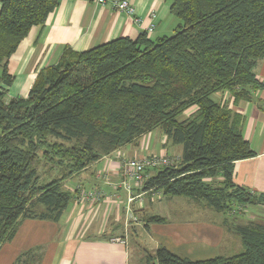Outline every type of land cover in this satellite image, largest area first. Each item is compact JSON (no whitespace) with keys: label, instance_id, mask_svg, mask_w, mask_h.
Wrapping results in <instances>:
<instances>
[{"label":"trees","instance_id":"obj_1","mask_svg":"<svg viewBox=\"0 0 264 264\" xmlns=\"http://www.w3.org/2000/svg\"><path fill=\"white\" fill-rule=\"evenodd\" d=\"M171 1L181 19L172 35L144 32L82 51L67 46L57 64L40 69L27 96L7 99L0 90V248L23 219L59 221L74 198L66 180L157 127L182 145L181 161L154 169L146 190L226 213L264 206V192L234 181V163L257 155L243 134L244 116L227 97L215 98L228 92L237 104L264 89L255 72L264 57V0ZM60 2L0 0L1 82L12 85L10 57ZM144 220L166 221L157 214ZM230 229L241 237L238 253L194 260L160 245L146 264H264V225ZM42 258L32 248L12 264Z\"/></svg>","mask_w":264,"mask_h":264},{"label":"crops","instance_id":"obj_2","mask_svg":"<svg viewBox=\"0 0 264 264\" xmlns=\"http://www.w3.org/2000/svg\"><path fill=\"white\" fill-rule=\"evenodd\" d=\"M129 1L134 13L93 0H61L45 25L32 27L12 54L8 69L14 81L10 86L0 81V90L7 89V99L27 96L40 69L57 64L67 46L82 51L122 36L137 38L147 32L156 39L175 32L168 28L169 20L177 18L171 11V0ZM0 69L2 71L1 65ZM255 72L257 74V68ZM261 73L257 76L264 80V67ZM215 96L217 100L227 97L230 107L243 114V134L257 152L255 157L234 163V181L253 193L264 192V89L256 90L252 100H241L237 104L228 92H218ZM161 153L179 156L180 162L182 145L173 144L157 127L72 176L69 187L100 189L104 196L97 201L80 200L77 192L57 222L23 219L13 240L1 246L0 264H12L20 252L32 248L43 252L41 264H131V247L134 246L139 264H146L147 254L154 253L160 245L194 260L218 256L216 253L224 244L240 247L241 237L230 229V224H249L254 221L249 219H254L251 215L256 211L250 212V218L246 219L233 216L235 211L215 210L204 200L176 197L177 202L184 200L194 206L168 210L169 218L167 213L155 212L153 208L155 200L162 202L167 195L160 190L142 188L140 192L146 191L143 202L140 205L139 201H134L132 205L133 209L134 206L140 208L139 213L134 209L138 220H130L127 192L120 185L122 176L118 163L124 156ZM253 205L257 211L264 208L261 204ZM155 214L166 221L146 223L144 217Z\"/></svg>","mask_w":264,"mask_h":264},{"label":"built area","instance_id":"obj_3","mask_svg":"<svg viewBox=\"0 0 264 264\" xmlns=\"http://www.w3.org/2000/svg\"><path fill=\"white\" fill-rule=\"evenodd\" d=\"M99 4H111L116 10L126 11L128 13H134V7L129 0H93ZM153 29V25L149 28ZM180 157L169 155L167 153L161 154H150L141 157L125 158L123 157L122 170L123 175L120 185L128 191V208L127 213L130 220L137 221L138 217L132 207L134 201L144 200V195L146 191L139 192L137 194L133 191V183H142L150 175V172L156 168L166 167L175 165L179 162ZM144 189V185L142 187ZM146 190V189H145ZM152 190V189H150ZM81 197L85 200L97 201L104 196V192L97 189L88 190L81 188L78 191Z\"/></svg>","mask_w":264,"mask_h":264},{"label":"rangeland","instance_id":"obj_4","mask_svg":"<svg viewBox=\"0 0 264 264\" xmlns=\"http://www.w3.org/2000/svg\"><path fill=\"white\" fill-rule=\"evenodd\" d=\"M180 21H181V19L179 17H177L176 20H174L172 18V20H169V22H168V26H169L168 28H171V30L176 29L177 26L179 25V22ZM174 31H172V33ZM172 33H169V34H172ZM263 67H264V58L259 61L258 65L256 67L257 68V74H258V76H260V74H262L261 73V70H262ZM0 72H2L1 69H0ZM262 78H264V77H262ZM185 114L183 116H185ZM183 116H182V118H184ZM124 157L125 158L126 157L127 158H133V157H141V156H133V157L132 156H124ZM122 162H123V157H122V160H120L119 163H118V169H119L120 175H123L122 170H124L123 167H122ZM44 169H46V168L45 167H40V171L42 172V174H44ZM43 177L46 178L47 176H44L43 175ZM69 179L66 180L65 187L68 190L72 191L74 194H76L78 191H80L81 188H83V187H78V188L74 187L75 188L74 189V188H72V186L69 187V184L72 182L71 181L68 184ZM145 181L142 182V183H136V182H134L133 183V191L135 192V190H136L137 193L140 192L141 189H142V187H143V185H145ZM89 190H92V189H89ZM97 190H100V189H97ZM126 192H127V198H128V191L126 190ZM176 197H185V198L191 199L190 197H186V196H165V198H164V200H162V202H158L157 200H155V203L153 204V208L155 209V212H158V210H160L161 212L167 213L166 215L169 218H171V214L168 212V210H173V209H186V208H190V207L194 206V205H187V203L184 200H183V202H177L178 201V198H176ZM78 199H80V200L83 199L81 197V194H79ZM138 203L140 204V201ZM255 207H256V205H253V204H241V205H238L235 208V210H236L235 212L236 213L233 212L232 214H236V215H233L235 217L236 216H242V218L243 217L244 218L246 217V219H248L247 216L250 215L249 213L252 212V211L253 212L256 211V213L254 212V214L251 215V217L254 216V219L251 218L249 220H254V222H258V223H261V224L264 225V208H263V210L257 211ZM134 209H135L136 212L138 211V213H139V211H140L139 209L140 208H135V206H134ZM233 216H231V218ZM249 218H250V216H249ZM243 249H244L243 244H241L240 247L237 244L236 245L234 244L232 246H230L228 244H224L223 247L220 248V250L216 254L217 255H222V254H224V255H233L235 253H238V252L242 251ZM131 251H132L131 264H139V261L137 260V257H136V251L134 249V246L131 247Z\"/></svg>","mask_w":264,"mask_h":264}]
</instances>
